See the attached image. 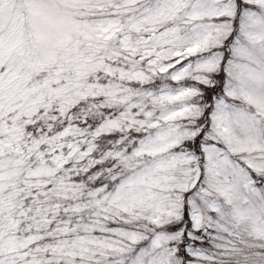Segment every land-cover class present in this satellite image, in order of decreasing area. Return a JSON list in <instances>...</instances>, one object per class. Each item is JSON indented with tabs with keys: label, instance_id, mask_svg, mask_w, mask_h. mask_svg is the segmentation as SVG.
Instances as JSON below:
<instances>
[{
	"label": "snow or ice",
	"instance_id": "snow-or-ice-1",
	"mask_svg": "<svg viewBox=\"0 0 264 264\" xmlns=\"http://www.w3.org/2000/svg\"><path fill=\"white\" fill-rule=\"evenodd\" d=\"M0 264H264V0H0Z\"/></svg>",
	"mask_w": 264,
	"mask_h": 264
}]
</instances>
